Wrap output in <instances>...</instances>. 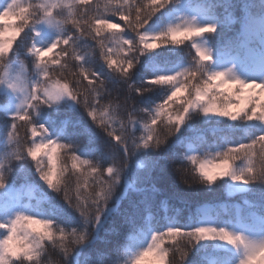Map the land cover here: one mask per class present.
<instances>
[{"label":"snow or ice","instance_id":"6c2138e0","mask_svg":"<svg viewBox=\"0 0 264 264\" xmlns=\"http://www.w3.org/2000/svg\"><path fill=\"white\" fill-rule=\"evenodd\" d=\"M0 117V264H264V0H0Z\"/></svg>","mask_w":264,"mask_h":264},{"label":"trees","instance_id":"16d2710c","mask_svg":"<svg viewBox=\"0 0 264 264\" xmlns=\"http://www.w3.org/2000/svg\"><path fill=\"white\" fill-rule=\"evenodd\" d=\"M180 47H183V45ZM92 66L95 67L96 65L94 64ZM104 102L106 103L107 99ZM136 116L137 118H141L142 113L137 112ZM123 118L127 119L126 113L123 114ZM21 135H23V130H21ZM137 135H139V133H137ZM177 166H179V162L177 163ZM36 179L38 180V177H36ZM131 182L134 183V178ZM40 183L42 184L43 182ZM175 183L179 185V189H183L185 187L179 180V177H176ZM196 187L200 188L201 190L194 195L185 196L184 199H165V197L170 195V189L168 188H165V190L159 194L156 201L155 215L160 218L161 223L164 222V218L168 215H177L181 219V222H186L189 214L202 204H208L215 207L218 211H222L224 205L227 204L229 207H231L232 204L240 202L239 196L233 197L228 195L226 189L224 188L217 189L215 192H206L204 191L203 186L197 185ZM113 226L114 225L109 224L106 227L111 228ZM101 235L103 236L104 234L102 233ZM54 251L55 250L49 249L48 254L45 256L47 264H58L59 257L54 254Z\"/></svg>","mask_w":264,"mask_h":264}]
</instances>
